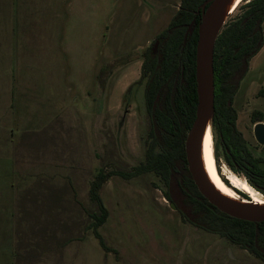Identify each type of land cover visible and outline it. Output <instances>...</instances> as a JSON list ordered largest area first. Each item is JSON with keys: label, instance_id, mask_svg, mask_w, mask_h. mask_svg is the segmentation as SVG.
Masks as SVG:
<instances>
[{"label": "rangeland", "instance_id": "obj_1", "mask_svg": "<svg viewBox=\"0 0 264 264\" xmlns=\"http://www.w3.org/2000/svg\"><path fill=\"white\" fill-rule=\"evenodd\" d=\"M21 2L30 18L19 25ZM21 2L0 0V264H264L183 221L153 173L104 182L108 217L99 231L112 250L105 252L87 227L98 169L130 170L144 158L143 83L127 99L125 93L180 0ZM248 74L232 104L247 147L264 159L251 120L252 111L264 112V51ZM211 129L217 172L223 166L249 184L217 159L222 147L215 150ZM179 189L174 180L177 203Z\"/></svg>", "mask_w": 264, "mask_h": 264}, {"label": "trees", "instance_id": "obj_2", "mask_svg": "<svg viewBox=\"0 0 264 264\" xmlns=\"http://www.w3.org/2000/svg\"><path fill=\"white\" fill-rule=\"evenodd\" d=\"M204 1L180 0L168 25L144 52L138 80L126 90L125 99L135 85L143 83L148 118L146 148L143 160L132 169L99 168L89 184L88 197L95 209L87 211L90 218L87 227L105 252L112 249L99 231L108 217V209L100 195L104 182L115 174L129 179L153 173L165 186L163 196L183 221L227 239L264 263V221L243 220L220 211L198 191L187 168L185 140L199 103L197 43ZM237 10V14L229 16L223 23L214 42L211 125L218 134L215 150L219 142L228 165L243 173L249 184L264 194V160L247 148L236 127L237 113L232 107L249 61L264 44V0H246ZM156 41L158 46L154 51ZM251 119L253 123L262 120V113L254 111ZM174 180L179 182L181 203H177L170 193ZM30 252L25 253V258Z\"/></svg>", "mask_w": 264, "mask_h": 264}, {"label": "water", "instance_id": "obj_3", "mask_svg": "<svg viewBox=\"0 0 264 264\" xmlns=\"http://www.w3.org/2000/svg\"><path fill=\"white\" fill-rule=\"evenodd\" d=\"M221 0H206L202 3L201 13L202 18L198 27V43H197V79H198V95L199 103L196 113V118L186 136L185 140V154L187 161V168L196 185L198 191L220 211L233 216L235 218L248 221H264V211H248L229 205L220 199L204 182L196 164L194 153L195 136L202 122L211 112L214 105V69H213V51L215 38L222 25L217 29L216 33L212 35L211 17L217 9ZM157 42L154 45L156 47ZM200 74L202 80L200 79ZM253 134L256 141L260 145H264V122L257 121L253 125Z\"/></svg>", "mask_w": 264, "mask_h": 264}, {"label": "bare ground", "instance_id": "obj_4", "mask_svg": "<svg viewBox=\"0 0 264 264\" xmlns=\"http://www.w3.org/2000/svg\"><path fill=\"white\" fill-rule=\"evenodd\" d=\"M241 1L243 0H221L219 2L211 17L212 35L232 15ZM202 76L200 74L201 80ZM211 130V112H209L197 130L194 148L196 164L204 182L214 194L229 205L253 212L264 211V197L260 196L246 181L233 174H228L226 183L217 172ZM237 189L249 194V198L240 196Z\"/></svg>", "mask_w": 264, "mask_h": 264}, {"label": "crops", "instance_id": "obj_5", "mask_svg": "<svg viewBox=\"0 0 264 264\" xmlns=\"http://www.w3.org/2000/svg\"><path fill=\"white\" fill-rule=\"evenodd\" d=\"M20 2H21V0H20ZM27 8L28 7L26 6V4H24V2H21L20 5H17V15H18L17 23L19 25H22V23H24V21H26V19L29 20V18H30V17L27 18L28 17V15H27ZM33 9H35L34 6H33ZM263 28H264V22H263ZM263 51H264V44H263L262 48L260 49V51L255 56H253V58L250 60L249 70L247 72V75H249L248 73L250 72V70L252 68L253 62H255V60H257L258 58H260V55H261V53H263Z\"/></svg>", "mask_w": 264, "mask_h": 264}, {"label": "flooded vegetation", "instance_id": "obj_6", "mask_svg": "<svg viewBox=\"0 0 264 264\" xmlns=\"http://www.w3.org/2000/svg\"><path fill=\"white\" fill-rule=\"evenodd\" d=\"M253 58V57H252ZM251 58V59H252ZM249 63H250V61H249ZM248 70H249V65H248ZM248 70H247V72H248ZM247 72H246V74H247ZM232 103H233V101H232ZM232 107L234 108V106H233V104H232ZM235 109V108H234ZM235 111H236V109H235ZM254 111H259V110H254ZM254 111H252V113L254 112ZM259 112H261L262 113V117L264 118V112L260 109V111ZM236 113H237V111H236ZM238 115V114H237ZM252 120V119H251ZM264 119H262V120H259V121H263ZM253 122V121H252ZM257 122V121H256ZM264 122V121H263ZM236 127H237V119H236ZM238 129V128H237ZM239 130V129H238ZM240 131V130H239ZM241 132V131H240ZM242 133V132H241ZM243 135V134H242ZM254 135V134H253ZM244 138V137H243ZM245 139V138H244ZM256 140V139H255ZM245 142H246V140H245ZM246 146H247V144H246ZM221 147H222V145H221ZM248 148V147H247ZM249 149V148H248ZM250 150V149H249ZM252 153V152H251ZM253 154V153H252ZM218 157H219V159L220 160H222V159H224V161L227 163V161H226V158H225V153H224V149H223V147L221 148V158H220V156H217V159H218ZM256 157H261V156H256ZM262 158V157H261ZM263 159V158H262ZM264 160V159H263ZM227 165H228V163H227ZM229 166V165H228ZM230 167V166H229ZM220 173H221V175H223V176H225V178H227V175H226V173H225V171H224V168H223V166H220ZM232 169V168H231ZM233 170V169H232ZM233 171H235V170H233ZM237 174H242L243 176H244V174L243 173H241V172H237V171H235ZM219 173V174H220ZM245 177V176H244ZM224 179V178H223ZM249 195V194H248ZM250 196V195H249Z\"/></svg>", "mask_w": 264, "mask_h": 264}]
</instances>
